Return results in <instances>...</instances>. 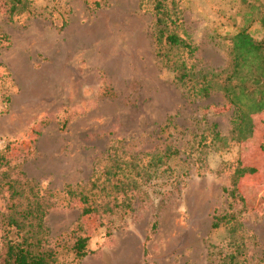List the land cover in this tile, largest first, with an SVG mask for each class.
<instances>
[{
    "label": "rangeland",
    "instance_id": "374dc122",
    "mask_svg": "<svg viewBox=\"0 0 264 264\" xmlns=\"http://www.w3.org/2000/svg\"><path fill=\"white\" fill-rule=\"evenodd\" d=\"M24 1L10 19L0 0V261L4 216L20 202L9 182L30 180L50 206L59 264H226L230 254L264 264V111L240 138V109L224 92L191 89L202 75L227 76L216 74L238 31L264 39V0H168L197 48L182 55L197 74L186 83L157 55L153 0ZM157 144L179 151L148 179L151 156L137 153ZM82 190H102L112 211L82 215L71 194ZM76 235L88 254L75 261Z\"/></svg>",
    "mask_w": 264,
    "mask_h": 264
},
{
    "label": "trees",
    "instance_id": "16d2710c",
    "mask_svg": "<svg viewBox=\"0 0 264 264\" xmlns=\"http://www.w3.org/2000/svg\"><path fill=\"white\" fill-rule=\"evenodd\" d=\"M10 1L12 3L10 19H13L14 12L19 10V7L25 6L26 3L24 0ZM153 1L156 15L157 55L173 71L178 82L186 83L190 79H196L197 74L193 68L194 66H189L182 55L188 53L189 57H193L197 48L180 34V17L173 10L168 0ZM172 4H175L174 0ZM262 22L264 26V17ZM232 40L233 46L228 69L225 68L216 74L218 76L226 73L227 76L221 82H218V80H215V75L211 77L208 74L202 75L191 89H193L195 95H201L206 98L210 96L211 91L214 89L222 90L226 99L240 109L239 115L242 122L238 132L239 137L242 138L251 130L249 116L264 111V39L258 41L246 30H241L232 37ZM177 50L181 51L180 55L176 52ZM170 119L173 120L171 117L168 118V120ZM246 129H249V131L246 132ZM178 151L177 147H175V150H171V147H162L160 144H157L152 149L139 151L138 155L146 153L151 156L145 166L147 170L143 176H148V179H151L153 174L150 173V170L157 171L163 167L167 160L178 154ZM131 155L134 154L131 153ZM109 156L111 155L109 154ZM7 162L6 155L0 153V168ZM117 162L118 158L115 159L112 167L103 171L107 176L108 182L111 176L116 175V169L120 168ZM133 167H136V165H133ZM248 172H250V169L244 167L237 171L234 189L232 190L233 196L237 195V193L239 194L237 190L239 189V179L243 176L245 177ZM29 182L30 180L25 182L24 185L18 181L9 182L11 198H18L20 202L18 204L12 203L9 206V213L4 216L3 221L7 227L6 251L0 264H59L58 251L51 246H47L50 228L46 218L50 206L42 199L39 191L35 190L34 186H31ZM92 184L91 190L97 188V180ZM236 184L237 186H235ZM103 189L105 191L107 187L105 186ZM89 190L87 192L82 190L71 193L72 195L78 194L82 199L84 203L82 215H88L101 209L112 211L110 201L106 197L102 198V190L88 193ZM240 199L244 201L243 196ZM25 200L27 201L26 204L22 202ZM225 216L217 218L213 227L218 228L220 222L224 221V219L227 220ZM155 227L156 224L153 225V229ZM12 233L16 237L13 238ZM87 244V236H75L73 244L68 249L74 254L75 261L84 258L88 254ZM226 257L229 258L226 264H235V260L238 258L235 254H230ZM143 264H148V262L145 261Z\"/></svg>",
    "mask_w": 264,
    "mask_h": 264
}]
</instances>
